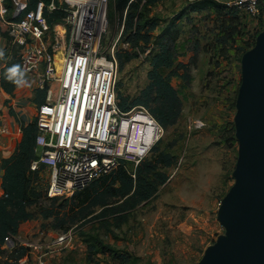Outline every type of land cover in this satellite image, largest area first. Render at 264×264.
I'll return each mask as SVG.
<instances>
[{
	"label": "rangeland",
	"instance_id": "rangeland-1",
	"mask_svg": "<svg viewBox=\"0 0 264 264\" xmlns=\"http://www.w3.org/2000/svg\"><path fill=\"white\" fill-rule=\"evenodd\" d=\"M216 1L228 4L233 0ZM206 4V0H162L149 11L159 21L152 32L154 51L162 31H179L175 68L186 75L185 80L172 77L183 100L178 121L164 129L159 143L144 158L157 161L174 154L173 165L165 168L160 164L169 174L167 181L134 208L121 211L119 201L110 203L104 213L105 206H95L93 212L82 215L73 195L54 202L47 196L50 171L45 167L36 180L41 195L31 206L35 217L23 221L18 235L0 246V264L13 262V249L21 245L28 247L21 264H38L41 259L46 264H197L207 246L225 231L217 212L234 182L238 157L233 126L242 76L240 55L261 27L260 21L241 9L239 35L221 46L217 37L222 18L205 8ZM122 29L110 21L109 0L104 43L116 42V50L127 46L118 40ZM13 47L22 57L21 46L0 22V50L12 53ZM149 52H141L119 70L117 87L123 94L135 97L148 83ZM38 88L36 71L24 72L16 88V103L25 91H30L28 99L33 102ZM31 115L36 116L34 110ZM1 192L0 188V196ZM40 206L60 212L45 218L38 211ZM74 217L78 219L73 221ZM62 233H68L69 240L54 245Z\"/></svg>",
	"mask_w": 264,
	"mask_h": 264
},
{
	"label": "built area",
	"instance_id": "built-area-1",
	"mask_svg": "<svg viewBox=\"0 0 264 264\" xmlns=\"http://www.w3.org/2000/svg\"><path fill=\"white\" fill-rule=\"evenodd\" d=\"M12 1L10 10L7 0H0V22L21 46L23 71H36L40 88H47L36 112L39 157L31 165L49 169L47 196H72L124 160L137 166L164 127L144 105L128 110L119 105L116 42L104 43L109 0H40L33 8L28 0ZM228 4L264 19L263 0ZM45 10L64 15L51 27ZM7 129L2 126L0 132ZM68 240L69 234L62 233L53 244Z\"/></svg>",
	"mask_w": 264,
	"mask_h": 264
},
{
	"label": "trees",
	"instance_id": "trees-1",
	"mask_svg": "<svg viewBox=\"0 0 264 264\" xmlns=\"http://www.w3.org/2000/svg\"><path fill=\"white\" fill-rule=\"evenodd\" d=\"M28 1L29 8H33L40 0ZM43 1L48 4L51 0ZM161 1L110 0V21L113 25L123 26L119 40L127 45L116 50L119 70H122L127 62L138 57L141 52L150 51L151 68L148 71V83L135 97L123 94L121 89L117 87L119 105L123 110H128L138 104L144 105L164 129H167L176 124L183 108L180 91L173 85L172 77L181 76L185 80L186 75L175 68L178 52L176 42L179 38V31H162L159 40H156L158 50L154 51L151 46L152 32L157 28L159 21L155 17H150L149 11L151 7ZM206 2L205 8L209 7L216 11L222 18L221 30L217 37L221 46L235 41L240 33L238 26L242 24L239 17L241 9L222 4L216 0H206ZM7 5L10 10L13 9L12 0H7ZM63 15L62 10L52 12L45 10V16L51 27ZM228 15L230 16L228 17ZM14 18L17 19L19 16ZM260 27L253 36V42L242 50L240 60L243 53L254 45L258 33L263 29V18L260 19ZM4 59L6 60V67L2 71V86L7 93L14 94L24 77L21 65L22 58L18 49L13 47L12 53H8L6 50ZM165 69H170V71L165 72ZM46 90V87L36 89L35 101L38 105L45 101ZM11 114L19 122L22 135L15 144L13 154L1 160L3 179L0 196V246L6 242L7 236L13 238L18 235L19 227L23 221L35 217L36 212L31 209V206L38 202L41 195L36 180L39 179L46 167L44 164H40L37 169L31 168L32 162L39 157L37 150L39 127L36 116L32 120L26 121L13 108ZM159 141L152 147L151 151ZM163 156L157 161L143 159L137 166H134L131 161L124 160L111 172L100 176L82 190L77 191L72 199H78L76 206L80 207L82 215H85L86 211L93 212L95 206H105L102 209V213H104L110 209V203L119 201L121 211L134 208L142 201L154 196L159 187L169 178L165 168L173 165L176 157L172 153ZM160 164H163L165 168L162 169ZM133 169L135 176L132 174ZM57 198L59 197L50 199L54 202ZM38 211L45 218L60 212L51 206H40ZM76 219L78 218L74 217L73 221ZM27 252L28 247L26 246L15 247L11 255L14 257L13 262L8 261L6 263L21 264L20 260L25 257Z\"/></svg>",
	"mask_w": 264,
	"mask_h": 264
},
{
	"label": "water",
	"instance_id": "water-1",
	"mask_svg": "<svg viewBox=\"0 0 264 264\" xmlns=\"http://www.w3.org/2000/svg\"><path fill=\"white\" fill-rule=\"evenodd\" d=\"M241 73L234 182L217 212L225 231L197 264H264V19L254 45L242 55Z\"/></svg>",
	"mask_w": 264,
	"mask_h": 264
},
{
	"label": "crops",
	"instance_id": "crops-1",
	"mask_svg": "<svg viewBox=\"0 0 264 264\" xmlns=\"http://www.w3.org/2000/svg\"><path fill=\"white\" fill-rule=\"evenodd\" d=\"M1 59H0V128L6 126L8 129L6 132L0 135V188H2V179H3V168L1 165V160L4 157H9L13 154L15 144L22 135V129L19 122L16 120L15 116L11 114V109L13 108L19 116H21L26 121L32 120L33 110L35 113L38 110V104L34 101L30 102L29 95L30 91H25L24 95L17 97L19 99L16 103L15 92L14 94L7 93L2 86V71L6 66V60L4 59V48H1ZM2 60L4 62H2ZM37 75V73H36ZM33 103V104H31Z\"/></svg>",
	"mask_w": 264,
	"mask_h": 264
}]
</instances>
